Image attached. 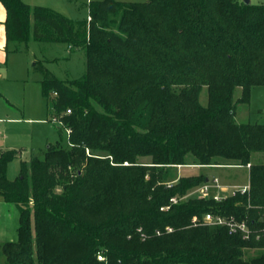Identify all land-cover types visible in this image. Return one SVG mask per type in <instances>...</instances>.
<instances>
[{
  "label": "trees",
  "instance_id": "obj_1",
  "mask_svg": "<svg viewBox=\"0 0 264 264\" xmlns=\"http://www.w3.org/2000/svg\"><path fill=\"white\" fill-rule=\"evenodd\" d=\"M0 2L16 50L32 36L83 49L87 60L72 80L35 62L69 144L49 143L13 180L17 152H0V198L19 210L18 239L0 242L7 264H264V124L235 119L264 85V1L91 0L77 23L24 0ZM218 160L250 164L249 191L170 202L208 178L168 180L172 167ZM208 212L245 220L252 237L193 224Z\"/></svg>",
  "mask_w": 264,
  "mask_h": 264
},
{
  "label": "rangeland",
  "instance_id": "obj_2",
  "mask_svg": "<svg viewBox=\"0 0 264 264\" xmlns=\"http://www.w3.org/2000/svg\"><path fill=\"white\" fill-rule=\"evenodd\" d=\"M62 11L75 23L88 19L90 0H57ZM144 2L146 0H120ZM244 1V0H242ZM264 0H250L261 3ZM55 10V9H54ZM57 11V10H56ZM4 7L0 3V22L3 21ZM16 42L9 43V59L0 61V152L13 150L17 156L10 160L7 167L9 179H16L21 172V162H29L32 155H42L49 143L61 142L67 146L68 132L59 133L58 124L51 121L46 100L42 94V77L35 67V62L43 63L49 71L61 80H72L82 77L87 69L86 54L83 49L71 48L64 42L37 41L30 36L27 44L20 45L21 51H12ZM241 89L235 92L240 97ZM203 104L207 102V90L201 93ZM237 122L264 124V85L253 86L248 104L239 103L235 117ZM66 129V128H65ZM89 153L90 151L87 150ZM100 157L104 151H95ZM255 155L254 160L261 158ZM192 160V159H190ZM139 161L149 163L150 157H141ZM187 164L172 167L168 180L180 176L206 174L209 178L218 176L224 184L235 188L249 182V171L243 165L222 164ZM240 166V167H239ZM195 195L193 194V197ZM19 210L13 203L0 198V242L18 239ZM254 253V250H250ZM0 264H7L4 254L0 255Z\"/></svg>",
  "mask_w": 264,
  "mask_h": 264
},
{
  "label": "built area",
  "instance_id": "obj_3",
  "mask_svg": "<svg viewBox=\"0 0 264 264\" xmlns=\"http://www.w3.org/2000/svg\"><path fill=\"white\" fill-rule=\"evenodd\" d=\"M70 112V110H67ZM54 122H58L57 120H53ZM70 133L69 129H65ZM250 168V164L246 165ZM171 186V182L168 183ZM249 184L244 185L242 187L235 188L231 191V187L225 186L219 177L215 176L213 178H207V180L202 183L197 188L190 191L184 197L173 196L170 198V202L172 204H176L188 197H201L207 199H213L215 201H222L226 199L228 196L234 194L236 191H240L241 193H245L249 191ZM167 207H163L162 209H166ZM192 222L194 225H210V226H223L227 229L228 234L230 235H240L244 240H249L252 237L253 231L250 228L249 224L245 220H240L236 218L234 215H222V214H214L211 212L205 213L201 218L193 217ZM172 228H167V231H171ZM141 231V229H139ZM157 234H160V231L157 230ZM143 239L146 237L144 233L141 234ZM98 259L103 260L104 257L101 253H98Z\"/></svg>",
  "mask_w": 264,
  "mask_h": 264
},
{
  "label": "crops",
  "instance_id": "obj_4",
  "mask_svg": "<svg viewBox=\"0 0 264 264\" xmlns=\"http://www.w3.org/2000/svg\"><path fill=\"white\" fill-rule=\"evenodd\" d=\"M24 2L27 3L32 8L36 7V6H43V7L51 8L53 10L55 9V11L57 10L58 12H60V13H62L68 17L67 13H65L61 9H58V8H60L58 6H61V5H60V2H58L57 0H24ZM0 3L3 5L2 2H0ZM3 7H4V12H2V16H1V18H3V21L0 22V61H4L5 59H6V61H8V59L10 57V55H9V50H10L9 43L10 42L7 40V36H6L7 11H6V8L4 5H3ZM88 18H89V16H88ZM17 47H19V46L18 45H16V47L14 46L12 51H15L17 53V52H20L22 50L21 47L19 50H16ZM236 166H238V165H236ZM243 167H246L249 171V167H247L246 165ZM248 184H249V182H248ZM224 185L228 186L226 184H224Z\"/></svg>",
  "mask_w": 264,
  "mask_h": 264
},
{
  "label": "water",
  "instance_id": "obj_5",
  "mask_svg": "<svg viewBox=\"0 0 264 264\" xmlns=\"http://www.w3.org/2000/svg\"><path fill=\"white\" fill-rule=\"evenodd\" d=\"M245 3H250V0H244ZM207 180V179H206Z\"/></svg>",
  "mask_w": 264,
  "mask_h": 264
}]
</instances>
